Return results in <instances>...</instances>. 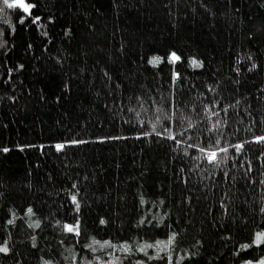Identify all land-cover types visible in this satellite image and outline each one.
Segmentation results:
<instances>
[{
    "label": "trees",
    "instance_id": "obj_1",
    "mask_svg": "<svg viewBox=\"0 0 264 264\" xmlns=\"http://www.w3.org/2000/svg\"><path fill=\"white\" fill-rule=\"evenodd\" d=\"M28 2L32 16L0 0V243L13 250L0 264L264 256V245L240 249L264 231V144L252 141L264 135V0ZM70 139L86 143L56 150ZM239 141L241 153L231 147ZM217 148L228 151L208 162L201 149ZM73 216L80 237L63 230Z\"/></svg>",
    "mask_w": 264,
    "mask_h": 264
},
{
    "label": "snow or ice",
    "instance_id": "obj_2",
    "mask_svg": "<svg viewBox=\"0 0 264 264\" xmlns=\"http://www.w3.org/2000/svg\"><path fill=\"white\" fill-rule=\"evenodd\" d=\"M200 2L203 4V0H200ZM230 2V0H229ZM4 3L7 5L8 8L10 9H21L23 11V13L27 14L28 16H32V10L36 7V5L34 3L28 2V0H4ZM204 7H207L206 5H204ZM48 19H52V17H48ZM41 20V16L36 15L32 21V23H36L38 21ZM20 23L21 25H23L25 23V19L23 16H21L20 18ZM45 35H47V33H44ZM7 44V41H3L0 42V47H3L4 45ZM170 59L172 62H177L181 60V56L177 54L176 51H172L170 53ZM192 62H193V66H199V62L195 59L192 58ZM24 65L20 64L19 68H23ZM252 67L255 68L256 64L253 63ZM251 70V69H249ZM9 73H11L13 70L9 69L8 70ZM237 71H239V68H237ZM107 75V73H105ZM181 73L179 72H175L174 76L175 77H180ZM11 77H9L10 79ZM5 83H7V81H5ZM65 87H67V85H65ZM209 88H211V85L208 86ZM11 99L15 100L16 97H12ZM60 97H57V100H59ZM217 103H219V101H217ZM237 103H239V101H237ZM224 111H227L226 108L223 109ZM250 115V113H249ZM159 119V117L157 118ZM142 123V122H141ZM153 132H155V127H153ZM152 133L149 132H139L137 135L138 136H149ZM158 135L163 136L164 133H158ZM170 139L175 140V134H172L170 137ZM97 139L100 140H104V139H109V137H98ZM116 139H119V137H116ZM252 141H256L259 142L261 144H264V135H256L252 137ZM82 143H86V141H82L79 139H70V140H66L62 143H56L55 144V148L57 151L63 150L66 145H76V144H82ZM217 143H219V141H217ZM248 143H251V141H249ZM18 147L21 148V150L23 149V145H18ZM32 147V146H30ZM234 147L237 153H241V151L244 149L245 147V142L244 141H239L237 142V144L231 146ZM40 148H44V145H40ZM3 152L7 153L10 151L9 148L5 147L2 149ZM202 152L206 153V157L208 162L213 163V164H219L220 161H218L217 159V153H226L228 151L227 148H217L215 151H208L207 149H201ZM262 156H264V153H261ZM231 159L235 160V157H232ZM243 163V162H242ZM264 163V162H262ZM248 167L246 169H244V177L246 178L248 176V173H250L252 171V162L251 160L247 161ZM183 171V170H181ZM229 172L225 171L222 173V177L223 179L227 180L229 178ZM232 182L235 183L236 182V177L232 176L231 177ZM253 180L255 179L254 177L252 178ZM185 182H187L186 178H185ZM261 183H264V180L260 181ZM213 187H215V185H213ZM69 194H70V201L71 204L75 205L74 208V212L75 213H79L80 208H81V202L80 199L78 198V196L76 195V193L79 192V187L77 186V183H72L71 188L68 190ZM225 196L228 195L227 192L224 193ZM187 199L191 202L192 197H187ZM220 205L224 208V210H227V205L225 204L224 200H220L219 201ZM26 211L28 213H33V208L31 206H29ZM259 211L261 213H264V207H261L259 209ZM73 223H68L67 220L63 221V230L66 231L67 233H73L75 234V237H80L81 236V220L77 217V216H73ZM142 223H151V221H141ZM8 224H13L14 221L13 220H8L7 221ZM62 222L60 220H56V224H61ZM100 224H106L108 223L107 220L100 218L99 220ZM37 227H40V223H37L36 225ZM177 233L173 232L172 235L168 238V243L169 244H173L175 243V238L177 237ZM3 234L0 233V238H2ZM32 239H35L34 237ZM93 240L95 241V238H93ZM96 243H99L98 241H95ZM61 243H63V241H61ZM105 244L110 243V241H105ZM127 241L124 242L125 244V251H131V248L127 246ZM157 244L161 243L160 241L156 242ZM197 243H201L200 241H197ZM264 245V231H257L254 234V237L251 239L250 243H243L240 245V249H249L253 246H261ZM153 245H148V247H152ZM33 247L35 248L36 245L33 244ZM84 247L91 249L92 251H95V249L92 248L91 244H85ZM140 251L144 252L145 249L144 248H140ZM163 250V249H162ZM11 251H13L12 249H10V247L8 246V242L6 240L3 241V243H0V253H4V254H8ZM237 256H239V252L236 253ZM75 257H73V261L75 262ZM161 259H165V258H161ZM96 260L100 261V264H104V261L100 260V257H96ZM173 262V257L171 255H168L166 257V264H172ZM17 264H19V261H17ZM43 264H53V262L51 260H44ZM86 264H92L91 260H88L86 262ZM137 264H143V261H138ZM240 264H264V256L259 257L258 259H241L240 260Z\"/></svg>",
    "mask_w": 264,
    "mask_h": 264
}]
</instances>
